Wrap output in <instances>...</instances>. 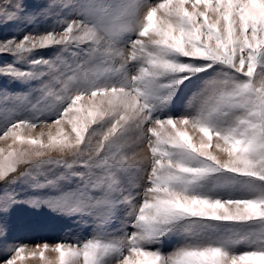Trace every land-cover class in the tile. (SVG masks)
Here are the masks:
<instances>
[{"label": "snow or ice", "instance_id": "1", "mask_svg": "<svg viewBox=\"0 0 264 264\" xmlns=\"http://www.w3.org/2000/svg\"><path fill=\"white\" fill-rule=\"evenodd\" d=\"M42 14L52 28L0 39V77L35 85L0 93V187L47 193L0 198V264L25 259L3 219L17 203L93 220L89 238L35 246L57 264H264V0H59ZM36 16L0 0L5 27ZM40 124L57 134H22Z\"/></svg>", "mask_w": 264, "mask_h": 264}, {"label": "rangeland", "instance_id": "2", "mask_svg": "<svg viewBox=\"0 0 264 264\" xmlns=\"http://www.w3.org/2000/svg\"><path fill=\"white\" fill-rule=\"evenodd\" d=\"M57 2H59V0H23V3L27 6L28 12L37 14L34 22H30L23 26L10 24L7 27L0 24V39L12 35H21L25 31L44 32L45 30L52 28L54 26L55 17L49 19L42 13L49 10L50 4ZM65 2H69V0H65ZM200 10L203 11V8L201 7ZM51 11L56 13L60 10L53 8ZM189 11H191L190 6ZM67 12L68 10H64L62 14L67 15ZM54 52V48H49L41 51L39 55L52 57ZM11 59L12 57L7 55L0 56V64L10 62ZM34 87L35 85L32 83L13 82L7 78L0 77V93L3 91H7L9 94L33 93ZM194 91V89L186 90L176 101L174 110L177 113L184 111L190 98L193 96ZM3 106L4 102L2 95H0V109H2ZM9 106H11V104ZM0 122H2V115H0ZM65 128L68 129V126L65 125ZM187 130L193 137L194 141L198 143L201 134L191 126H189ZM41 132L45 133L44 140L47 142V133L51 132L52 135H56L57 128L55 126L49 128L45 124H40L35 130L24 129L22 134L25 137H36L39 136ZM8 143H11V141H0V147H6ZM50 155L59 157L60 154L58 152H51ZM60 171L61 169L55 168L46 174L51 177L59 174ZM41 179H43V177H41ZM141 183L143 182L141 181ZM124 186L130 187V183L125 181ZM13 190L21 193V200H27L32 197L47 194L46 192L31 190L17 184L12 188L0 187V198L3 197L4 193ZM133 190L143 191V187ZM3 219H5L8 224L7 242L28 245L25 252L22 253L25 259L18 261V264H49V262H51V264H57L58 254L56 252L51 251V249L45 250V260H41L39 257V250L36 249L35 246L37 244L42 245L44 242H47L50 246H54L55 243L64 240L69 236L78 237L83 240L91 237L95 230V224L91 218L85 217L82 219L80 217H68L46 207L38 209L33 208L29 206L28 203H17L13 205ZM123 221L124 212L121 210L117 213L116 218L108 224V230L112 231L121 228ZM130 230L131 229H129V231ZM3 243L4 241L0 240V248L3 247ZM180 243H182V240L179 237L167 239L162 246V250L165 253L170 252ZM32 251L37 252L35 257L30 256Z\"/></svg>", "mask_w": 264, "mask_h": 264}, {"label": "crops", "instance_id": "3", "mask_svg": "<svg viewBox=\"0 0 264 264\" xmlns=\"http://www.w3.org/2000/svg\"><path fill=\"white\" fill-rule=\"evenodd\" d=\"M242 250H246V249L242 246V247H241V251H242Z\"/></svg>", "mask_w": 264, "mask_h": 264}]
</instances>
